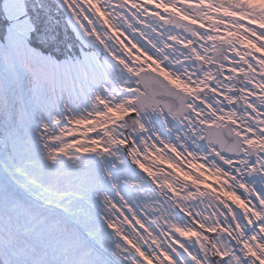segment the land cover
Returning a JSON list of instances; mask_svg holds the SVG:
<instances>
[{"label": "snow or ice", "instance_id": "snow-or-ice-1", "mask_svg": "<svg viewBox=\"0 0 264 264\" xmlns=\"http://www.w3.org/2000/svg\"><path fill=\"white\" fill-rule=\"evenodd\" d=\"M0 264H264V0H0Z\"/></svg>", "mask_w": 264, "mask_h": 264}]
</instances>
